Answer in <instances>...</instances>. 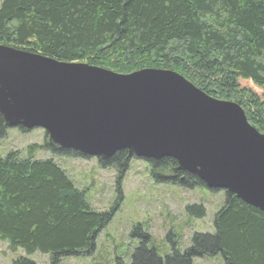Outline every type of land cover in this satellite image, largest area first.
Segmentation results:
<instances>
[{
    "label": "trees",
    "instance_id": "obj_1",
    "mask_svg": "<svg viewBox=\"0 0 264 264\" xmlns=\"http://www.w3.org/2000/svg\"><path fill=\"white\" fill-rule=\"evenodd\" d=\"M0 44L117 73L171 69L209 95L237 102L264 131V0H1ZM7 128L0 115V138ZM40 146L87 158L45 138ZM34 148L26 155H0V240L13 252L47 253L50 264L89 255L112 213L94 210L53 158H33ZM132 158L120 150L99 164L121 173ZM147 162L158 182L205 187L196 175L176 170L170 157ZM186 210L198 217L204 213L202 204ZM213 224V233H193L183 251L172 241V253L161 255L134 226L138 245L131 260L115 256L112 264H192L195 257L217 254L224 264H264V212L224 192ZM11 264L36 263L17 256Z\"/></svg>",
    "mask_w": 264,
    "mask_h": 264
},
{
    "label": "water",
    "instance_id": "obj_2",
    "mask_svg": "<svg viewBox=\"0 0 264 264\" xmlns=\"http://www.w3.org/2000/svg\"><path fill=\"white\" fill-rule=\"evenodd\" d=\"M0 115L44 129L50 144L108 159L170 157L264 212V133L234 101L217 99L171 69L130 73L0 44Z\"/></svg>",
    "mask_w": 264,
    "mask_h": 264
},
{
    "label": "rangeland",
    "instance_id": "obj_3",
    "mask_svg": "<svg viewBox=\"0 0 264 264\" xmlns=\"http://www.w3.org/2000/svg\"><path fill=\"white\" fill-rule=\"evenodd\" d=\"M255 91L260 93L259 89ZM44 138L47 139L39 127L30 130L9 127L5 137L0 138V155L9 151L26 155L27 148L34 145L33 158H53L74 185L85 192L86 201L94 210L112 213L110 221L97 234L89 255L65 256L59 264H112L115 256L129 262L138 245V239L131 233L137 228L134 226L149 235L160 255L172 253V241L177 250L183 251L190 245L194 232H214L213 219L223 202L222 190L210 192L205 187L186 189L158 182L151 174L150 164L142 159L132 158L127 168L119 173L115 168L100 166L94 157L53 154L41 148ZM199 204L204 208L202 216L186 210L187 206ZM168 232L171 233L169 239L166 238ZM17 256H27L36 264H50L47 253L35 251L26 255L20 248L13 252L7 242L0 240V264H11ZM192 264L224 262L217 254L195 257Z\"/></svg>",
    "mask_w": 264,
    "mask_h": 264
}]
</instances>
